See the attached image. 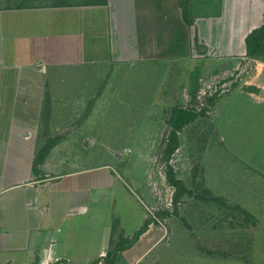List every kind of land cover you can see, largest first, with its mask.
Listing matches in <instances>:
<instances>
[{
    "label": "crops",
    "instance_id": "1",
    "mask_svg": "<svg viewBox=\"0 0 264 264\" xmlns=\"http://www.w3.org/2000/svg\"><path fill=\"white\" fill-rule=\"evenodd\" d=\"M35 1L9 0L0 9V264H144L149 258L159 264V249L170 245L167 227L151 223L136 240L146 223L133 234L122 222L105 223L115 180L109 166L89 177V168L65 152L69 139L63 138L35 174L36 156L46 147L40 134L57 135L60 113L80 106L84 114L73 117L88 124L95 97L83 95L78 105L80 96L51 88L76 80H52L50 71L186 59L204 64L206 54L215 61L249 58L246 38L264 24V0H220L219 10L190 18L192 0Z\"/></svg>",
    "mask_w": 264,
    "mask_h": 264
},
{
    "label": "rangeland",
    "instance_id": "2",
    "mask_svg": "<svg viewBox=\"0 0 264 264\" xmlns=\"http://www.w3.org/2000/svg\"><path fill=\"white\" fill-rule=\"evenodd\" d=\"M8 1L0 0V9ZM192 1L187 18L220 9V0ZM178 62L50 71L52 80H76V86L67 80L51 88L80 96L78 105L83 95L95 97L89 99L88 124L73 117L84 114L83 107L67 109L57 117V135L40 137L45 145L68 138L65 152L89 168V177L109 166L115 180L105 223L122 222L131 234L146 220L168 228L170 245L159 249V264H264V57L215 61L206 54L204 64ZM176 108L198 117L177 133V149L168 159ZM171 173L184 189L177 204Z\"/></svg>",
    "mask_w": 264,
    "mask_h": 264
},
{
    "label": "trees",
    "instance_id": "3",
    "mask_svg": "<svg viewBox=\"0 0 264 264\" xmlns=\"http://www.w3.org/2000/svg\"><path fill=\"white\" fill-rule=\"evenodd\" d=\"M186 13V12H185ZM246 46H247V56L251 59L253 58H263L264 57V24L253 30L246 38ZM198 117L197 114L192 113L190 111H187L185 109L176 108L173 110V116L170 120V124L172 127V130L170 132L168 142L170 143L167 146L166 154L168 155L167 158L175 152L178 145V139H177V133L184 129L185 126L190 125L195 119ZM52 145H46L44 149H42L40 152H38L35 162H34V172L35 174H39L38 167L43 162L45 157L50 151V148ZM170 182L178 187V192L174 195L173 201L175 204L178 203L180 198L182 197V194L184 192V189L182 186V181L175 179V176L171 173L169 175ZM163 215H167L166 213H162ZM152 220H147L146 224L143 226V228L136 234L135 239H139L142 234H144L151 224ZM99 262V261H97ZM97 262L93 264H97ZM112 261L106 262V264H112Z\"/></svg>",
    "mask_w": 264,
    "mask_h": 264
},
{
    "label": "water",
    "instance_id": "4",
    "mask_svg": "<svg viewBox=\"0 0 264 264\" xmlns=\"http://www.w3.org/2000/svg\"><path fill=\"white\" fill-rule=\"evenodd\" d=\"M203 50H205V49H203ZM260 96L264 99V89L261 90V92H260Z\"/></svg>",
    "mask_w": 264,
    "mask_h": 264
},
{
    "label": "built area",
    "instance_id": "5",
    "mask_svg": "<svg viewBox=\"0 0 264 264\" xmlns=\"http://www.w3.org/2000/svg\"><path fill=\"white\" fill-rule=\"evenodd\" d=\"M100 264H103V263H100Z\"/></svg>",
    "mask_w": 264,
    "mask_h": 264
}]
</instances>
